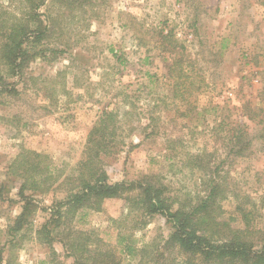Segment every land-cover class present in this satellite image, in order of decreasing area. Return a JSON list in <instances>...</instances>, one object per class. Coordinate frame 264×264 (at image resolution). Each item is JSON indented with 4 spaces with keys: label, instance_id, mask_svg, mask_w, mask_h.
<instances>
[{
    "label": "rangeland",
    "instance_id": "374dc122",
    "mask_svg": "<svg viewBox=\"0 0 264 264\" xmlns=\"http://www.w3.org/2000/svg\"><path fill=\"white\" fill-rule=\"evenodd\" d=\"M27 2L0 0V13L25 20ZM37 13L31 27H46V36L31 39L23 72L0 85V264H75L62 242L70 231L111 248L114 264H202L165 247L168 216L144 224L126 194L71 222L53 220L71 186L63 179L93 149L89 133L103 111L116 114L117 144L103 158L108 181L159 180L188 202L204 194L203 176L213 170L257 202L264 226V0H47ZM241 124L253 141L237 156L229 140ZM27 150L61 174L49 191L21 194L24 176L11 165ZM236 204L223 201L222 219L244 226Z\"/></svg>",
    "mask_w": 264,
    "mask_h": 264
},
{
    "label": "trees",
    "instance_id": "16d2710c",
    "mask_svg": "<svg viewBox=\"0 0 264 264\" xmlns=\"http://www.w3.org/2000/svg\"><path fill=\"white\" fill-rule=\"evenodd\" d=\"M27 1L30 4L27 2L29 11L25 20L23 17L5 15L6 12L0 13V85L5 82V74L16 76L23 72L29 58L26 46L31 39H34L35 43L40 42L47 34L46 27L40 30L39 28L33 30L31 27V23L38 21L37 18L40 16L37 9L47 0ZM115 118L113 110L103 111L89 133L88 144L93 149L80 162L77 172L63 179V184L71 186L67 189L65 201L52 211L53 220L57 224H60L58 221L61 219L71 222L80 211L89 209L100 211L107 198L122 197L126 194L130 214L134 211L141 212L144 224L148 222L146 216H154L157 213L168 216L173 231L165 240V247L179 246L181 251L199 259L202 264H264V226L256 223L261 214L257 202L248 194L242 196L240 192L230 187L226 179L217 175L218 173L215 175L213 170L203 176L204 194L200 191L195 200L190 199L188 202L179 201L168 195L166 186L159 180L158 183L146 180V183L139 186L133 183L128 185L108 181L103 158L112 154L113 146L117 144ZM252 141V133L244 129V124L239 125L230 136V153L244 156ZM27 151L28 155L21 152L11 165L14 167L12 174L24 176L21 194L25 189L34 192L49 191L60 180L61 174H55L54 168L49 165L42 167L40 153ZM30 154L33 157H30ZM18 166L23 172L17 171ZM136 189H139L138 194H129ZM230 197L237 202L235 209L240 213L244 226L234 225L236 216H231L228 220L222 219L223 201ZM260 200L264 207V197ZM176 202H179L177 206ZM247 203L252 204V207H246ZM29 204L31 202L26 201L27 207ZM24 215L22 213L17 219V225H22ZM51 222L48 221L42 228L46 230L48 239L42 233L43 230H37V235L43 234L48 243L52 242ZM78 233L76 235L74 231H70L62 241L64 247L74 257L75 264L115 263L111 248L103 247L99 240L94 246H88L91 234L83 231ZM122 239L128 240L124 236ZM124 243L130 251L133 250L129 243L126 241Z\"/></svg>",
    "mask_w": 264,
    "mask_h": 264
}]
</instances>
